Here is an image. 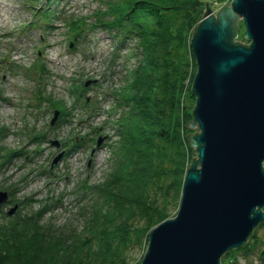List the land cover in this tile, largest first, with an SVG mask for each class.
<instances>
[{
  "label": "trees",
  "instance_id": "obj_1",
  "mask_svg": "<svg viewBox=\"0 0 264 264\" xmlns=\"http://www.w3.org/2000/svg\"><path fill=\"white\" fill-rule=\"evenodd\" d=\"M97 2L89 16L70 13L67 20L79 38L96 27L108 30L115 56L128 44L121 56L127 72L113 91L119 138L112 144V167L94 188L83 183V225L44 221L45 207L10 216L0 206V264H134L136 246L147 250L151 230L181 200L191 149L186 124L194 118L187 101L195 99L197 70L191 37L206 1ZM5 131L0 125V169L21 151L2 144Z\"/></svg>",
  "mask_w": 264,
  "mask_h": 264
},
{
  "label": "rangeland",
  "instance_id": "obj_2",
  "mask_svg": "<svg viewBox=\"0 0 264 264\" xmlns=\"http://www.w3.org/2000/svg\"><path fill=\"white\" fill-rule=\"evenodd\" d=\"M205 1L216 14L220 8L231 6L233 0ZM36 3L43 8L48 4L47 0ZM98 7L97 0H56L50 5L56 12L81 16H89ZM33 9L28 8L27 0H0V61L5 60L0 62V125L6 129L2 144L22 151L0 170V190L13 192L17 199L9 200L3 210L7 212L15 203L19 204L16 212L45 207L44 221L83 225L79 215L81 192H86L83 183L94 188L105 181L112 167L111 146L118 137V115L114 114L111 87L121 82L126 68L121 58H112L113 39L105 28L92 29L86 38L75 40L71 48L69 44L74 38L69 20L54 13V21L45 27L44 20L35 17L37 8ZM242 21L239 18L236 40L248 42ZM135 64L133 59L128 66ZM37 68L43 71L39 74ZM88 79L98 82L84 90L83 83ZM76 83L83 89L81 92L75 88ZM40 95L62 101L72 113L51 124L55 105L48 99L40 100ZM84 97L89 98V103H84ZM187 102L193 110L196 97ZM193 121L186 124L189 135L200 132L197 124L189 125ZM32 131L45 133V138L33 140ZM100 137L103 141L98 145ZM56 142L59 146L53 144ZM195 149L188 151L184 178L192 159L198 158ZM60 152L63 155L52 165ZM179 206L180 201L170 205L168 218L177 214ZM253 235L246 247L225 253L221 263L264 264V222ZM144 254V245L136 246L132 252L134 264L141 263Z\"/></svg>",
  "mask_w": 264,
  "mask_h": 264
},
{
  "label": "water",
  "instance_id": "obj_3",
  "mask_svg": "<svg viewBox=\"0 0 264 264\" xmlns=\"http://www.w3.org/2000/svg\"><path fill=\"white\" fill-rule=\"evenodd\" d=\"M231 3L216 14L207 5L195 27L189 125L201 130L190 138L198 158L176 216L152 229L141 264H222L264 221V0ZM239 18L250 44L235 41ZM8 198L0 191V204Z\"/></svg>",
  "mask_w": 264,
  "mask_h": 264
}]
</instances>
